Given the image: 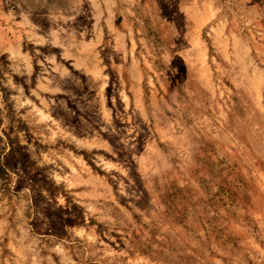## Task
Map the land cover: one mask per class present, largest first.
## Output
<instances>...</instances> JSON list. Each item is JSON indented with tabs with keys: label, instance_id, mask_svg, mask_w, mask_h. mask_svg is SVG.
<instances>
[{
	"label": "rangeland",
	"instance_id": "obj_1",
	"mask_svg": "<svg viewBox=\"0 0 264 264\" xmlns=\"http://www.w3.org/2000/svg\"><path fill=\"white\" fill-rule=\"evenodd\" d=\"M0 264H264V0H0Z\"/></svg>",
	"mask_w": 264,
	"mask_h": 264
}]
</instances>
